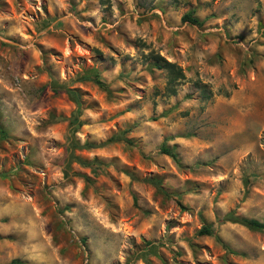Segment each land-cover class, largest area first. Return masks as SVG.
I'll return each instance as SVG.
<instances>
[{
    "label": "rangeland",
    "instance_id": "obj_1",
    "mask_svg": "<svg viewBox=\"0 0 264 264\" xmlns=\"http://www.w3.org/2000/svg\"><path fill=\"white\" fill-rule=\"evenodd\" d=\"M227 213L264 220V0H0V264H264Z\"/></svg>",
    "mask_w": 264,
    "mask_h": 264
},
{
    "label": "trees",
    "instance_id": "obj_2",
    "mask_svg": "<svg viewBox=\"0 0 264 264\" xmlns=\"http://www.w3.org/2000/svg\"><path fill=\"white\" fill-rule=\"evenodd\" d=\"M181 20H185L189 23H196L199 24L200 20H198L195 16H192L190 12H185L181 15ZM151 57V61L149 62V65L152 67H155L157 69H163L165 71L166 75V90L168 94L175 93V84L179 82V79L183 76L181 68L176 65L172 61H168L164 59L162 56L158 55L157 53H151L149 54ZM83 78L91 79L97 86L106 89L105 83L102 81V79L99 77L98 73L94 72L91 76L90 75H84ZM53 90H57L56 87H52ZM63 90L73 99L76 107L73 110L72 114L69 116L67 120V144L65 147L66 153L64 157V164H67L70 159H75L78 162H85L84 160L80 159L77 155L73 153L74 148H80V147H88L93 146L95 144L89 143V142H83L78 143L73 139V134L76 130V127L79 124L78 120V110H79V98L78 93L75 89L69 88V87H63ZM113 137H109L107 140H112ZM160 150L163 153L168 154L171 157H175V153L172 151L171 148L161 145ZM67 169L66 167L63 168V174L66 175ZM149 180L159 185V179H153L149 178ZM224 218L230 221L238 222L243 224L249 229L262 231L264 230V220H258L256 218H246V217H238L234 216L232 213H227L224 215ZM198 233H204V234H210L211 228L209 225H202L197 230ZM83 239V238H82ZM9 264H21V261L19 259H11L9 261Z\"/></svg>",
    "mask_w": 264,
    "mask_h": 264
}]
</instances>
